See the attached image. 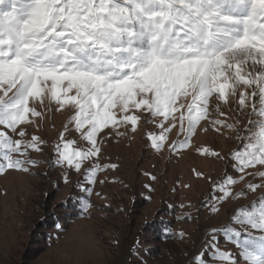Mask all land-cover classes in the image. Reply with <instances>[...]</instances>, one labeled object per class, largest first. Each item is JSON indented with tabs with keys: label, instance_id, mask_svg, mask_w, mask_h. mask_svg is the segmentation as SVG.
<instances>
[{
	"label": "snow or ice",
	"instance_id": "obj_1",
	"mask_svg": "<svg viewBox=\"0 0 264 264\" xmlns=\"http://www.w3.org/2000/svg\"><path fill=\"white\" fill-rule=\"evenodd\" d=\"M214 96L224 104L233 97L257 117L249 120L244 136L239 121L210 117ZM46 100L59 109L72 106L69 124L91 145L74 148L76 141L61 133L57 166L79 172L84 161L100 153L98 133L121 124L135 131L140 117L129 113L145 110L149 123L162 117L161 133L148 134L157 151L177 123L179 132L187 133L174 145L178 148L189 146L202 120L235 131L242 146L231 159L243 181L254 175L247 170L264 167V0H0V175L28 173L27 165L38 163L14 154L41 151L40 137H15L27 135L21 126L32 123L30 117L42 118L36 105L43 107ZM201 154L220 155L208 149ZM102 170L94 164L85 181L94 184ZM255 175L264 181V171ZM239 181L228 176L215 186L219 199L231 196ZM247 187L255 192L264 183ZM80 203L83 212L91 207L87 200ZM233 219L240 230L226 228V240L240 249L245 264H264V196ZM213 260L239 264L219 246L211 257L202 252L195 264Z\"/></svg>",
	"mask_w": 264,
	"mask_h": 264
},
{
	"label": "rangeland",
	"instance_id": "obj_2",
	"mask_svg": "<svg viewBox=\"0 0 264 264\" xmlns=\"http://www.w3.org/2000/svg\"><path fill=\"white\" fill-rule=\"evenodd\" d=\"M36 107L42 118L30 117L32 123L21 126L27 135L15 138L30 140L36 135L43 141L41 151L29 149L26 157L14 154V158L38 163L27 165L28 173L8 170L0 175V264H195L204 251L211 257L216 246L245 264L224 230H240L233 217L264 196V188L253 192L247 187L264 183L255 175L264 167L247 170L254 175L239 181L231 159L242 146L235 131L217 130L202 120L189 146L178 148L174 145L185 140L187 133H180L177 123L157 151L148 134L161 133L157 124L162 117L149 123L145 110L130 112L140 117L136 130L130 124L105 128L97 135L99 155L84 161L77 172L55 164L61 133L65 140L76 141L74 148L91 147L75 124H69L75 109H59L47 100L43 107ZM209 115L227 124L239 121L241 136L249 120L257 119L233 97L228 104L210 98ZM202 149L220 155L201 154ZM94 164L103 170L90 184L84 176ZM228 176L239 182L231 186V196L219 199L222 193L215 186ZM83 188L91 189V194ZM241 192L244 195L238 196ZM81 200L91 204L87 212L82 211ZM253 235L259 233L253 231Z\"/></svg>",
	"mask_w": 264,
	"mask_h": 264
},
{
	"label": "trees",
	"instance_id": "obj_3",
	"mask_svg": "<svg viewBox=\"0 0 264 264\" xmlns=\"http://www.w3.org/2000/svg\"><path fill=\"white\" fill-rule=\"evenodd\" d=\"M78 205V204H77ZM66 207H72V205H65ZM73 208V207H72ZM163 229V228H162Z\"/></svg>",
	"mask_w": 264,
	"mask_h": 264
}]
</instances>
